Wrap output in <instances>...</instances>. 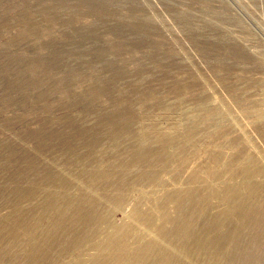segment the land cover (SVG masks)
<instances>
[{"label": "rangeland", "instance_id": "1", "mask_svg": "<svg viewBox=\"0 0 264 264\" xmlns=\"http://www.w3.org/2000/svg\"><path fill=\"white\" fill-rule=\"evenodd\" d=\"M0 264H264V0H0Z\"/></svg>", "mask_w": 264, "mask_h": 264}]
</instances>
